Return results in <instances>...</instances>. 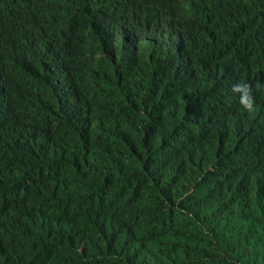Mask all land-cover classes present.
Here are the masks:
<instances>
[{
	"label": "trees",
	"instance_id": "obj_1",
	"mask_svg": "<svg viewBox=\"0 0 264 264\" xmlns=\"http://www.w3.org/2000/svg\"><path fill=\"white\" fill-rule=\"evenodd\" d=\"M0 264H264V0H0Z\"/></svg>",
	"mask_w": 264,
	"mask_h": 264
},
{
	"label": "clouds",
	"instance_id": "obj_2",
	"mask_svg": "<svg viewBox=\"0 0 264 264\" xmlns=\"http://www.w3.org/2000/svg\"><path fill=\"white\" fill-rule=\"evenodd\" d=\"M232 90L239 95V103L243 109L248 112L254 111L255 97L250 83L244 81L235 83L233 84Z\"/></svg>",
	"mask_w": 264,
	"mask_h": 264
},
{
	"label": "bare ground",
	"instance_id": "obj_3",
	"mask_svg": "<svg viewBox=\"0 0 264 264\" xmlns=\"http://www.w3.org/2000/svg\"><path fill=\"white\" fill-rule=\"evenodd\" d=\"M62 96H63V95H62ZM66 100H67V98H66ZM66 100H65V101H66ZM68 103H69V102H68ZM68 103H67V104H68ZM239 114H240V113H239ZM241 114H242V112H241ZM217 126H219V125H217ZM210 131H211V130H210ZM208 132H209V131H208ZM211 132H212V131H211ZM209 133H210V132H209ZM212 133H213V132H212ZM208 135H209V134H208ZM208 135H207V136H208ZM209 136H210V135H209Z\"/></svg>",
	"mask_w": 264,
	"mask_h": 264
}]
</instances>
